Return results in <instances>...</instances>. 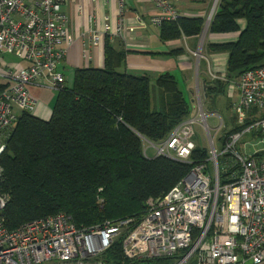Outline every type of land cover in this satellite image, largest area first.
<instances>
[{"label": "built area", "instance_id": "2783aa9c", "mask_svg": "<svg viewBox=\"0 0 264 264\" xmlns=\"http://www.w3.org/2000/svg\"><path fill=\"white\" fill-rule=\"evenodd\" d=\"M130 1L151 6L149 21L159 26L181 17L178 9L186 0ZM101 2L106 8L101 17L97 0L74 4L87 26L77 34L69 25L65 0H0V155L20 113L36 117L39 103L30 88L55 93L63 88L65 79L57 67L67 47L80 41L87 55L105 36L122 39L132 30L122 17L126 0ZM211 9L205 24L213 16ZM136 23L137 29H145L139 18ZM232 86L238 94L233 105L236 124L249 120V125L229 136L223 150L210 147L207 159L166 194L148 199L131 228L134 220L79 230L67 216L57 214L7 231L1 213L8 197L0 191V264H85L122 235V253L129 260L175 257L173 264H264V147L250 156L234 148L250 133L264 143V69L244 71ZM187 120L153 147L156 156L189 162L195 130L194 121ZM224 154L233 157L239 172L220 185L218 158Z\"/></svg>", "mask_w": 264, "mask_h": 264}, {"label": "trees", "instance_id": "16d2710c", "mask_svg": "<svg viewBox=\"0 0 264 264\" xmlns=\"http://www.w3.org/2000/svg\"><path fill=\"white\" fill-rule=\"evenodd\" d=\"M202 30V18L181 16L161 22L158 39L197 38ZM207 30L208 35L236 34L206 46L209 53L227 54V82L244 71L264 69V0H218ZM102 53L101 68L73 70L72 86L56 92L47 120L27 113L17 117L0 155V191L8 197L1 216L7 231L57 214L67 216L79 230L134 220L131 228L148 199L166 194L207 159V150L198 146L188 163L144 156L143 140L155 145L163 141L189 117L191 105L170 73L152 82L123 72L127 52L118 38L105 36ZM225 87L215 81L206 94L209 102L223 96ZM249 123L235 122L220 138V151L230 135ZM218 167L220 185L239 172L230 154L218 158ZM122 238L96 258L103 264H173L175 257L125 258Z\"/></svg>", "mask_w": 264, "mask_h": 264}, {"label": "crops", "instance_id": "0c3cea01", "mask_svg": "<svg viewBox=\"0 0 264 264\" xmlns=\"http://www.w3.org/2000/svg\"><path fill=\"white\" fill-rule=\"evenodd\" d=\"M79 1L80 0H65L64 5L69 18V25L75 28L77 34H81L87 27L83 16H77L74 10V4ZM97 1V16L101 17L102 14L105 13L106 8L103 7L101 0ZM205 3L200 1L197 2L196 0H186L179 6L178 11L183 17H199L204 19L206 15L204 13ZM90 7L92 9L94 6L91 5ZM198 9L201 11H198ZM151 10L152 7L149 5L133 4L130 0H126L125 2L122 17L125 27L131 28L132 30L126 32L124 38L119 39L127 52L124 69L122 71L130 75L146 76L152 82L159 75L170 73L176 79L179 89L181 91L184 89L183 92L188 95L189 104L192 105V108L194 107L193 100L195 93H197L196 78L200 81V89L204 100L207 99L209 102L206 94L215 81L226 83L224 95L218 96L217 98L223 97L227 104H229V102L234 103V101H230L231 98H237L238 100V94L232 86L233 81L227 82L226 79L225 66L227 54L209 53L206 49V46L209 44H219L234 39L236 34L208 35L206 41H204L201 32L199 39L198 36L197 38H181L176 41L161 42L158 39V26L149 23V19L152 16L150 14ZM146 14H148L147 17ZM111 16L115 18L113 14H111ZM137 18H139L140 22L145 24V29L139 30L136 28ZM146 19L148 22H146ZM82 44L83 43L80 41H75L72 46L67 47L65 55L57 67V71L64 76L67 87H70V85H67V82L72 80L74 69L102 67V43L97 48L90 49L87 55H85L83 51ZM194 45L196 48L197 46L199 47V52L197 53L202 54L199 56L200 62L198 61V63L197 61L194 63L195 58L193 59L194 53H192V49ZM178 50L182 51V53L176 55L170 53ZM196 65H198V72H196ZM30 93L39 103V107L36 111V118L47 120L54 103L55 93L48 89H39L37 87H31ZM216 99H214V101ZM216 101L209 103L214 106ZM209 108H212V106Z\"/></svg>", "mask_w": 264, "mask_h": 264}, {"label": "rangeland", "instance_id": "374dc122", "mask_svg": "<svg viewBox=\"0 0 264 264\" xmlns=\"http://www.w3.org/2000/svg\"><path fill=\"white\" fill-rule=\"evenodd\" d=\"M217 3H218V0L206 1L205 3L206 6L204 7V13L206 14L205 17L208 16L211 8H212L211 13L214 14L217 8ZM198 11H201V10L198 9ZM147 16L148 14H146V17ZM146 22H148L147 19H146ZM208 25L209 23L205 24V21L203 20V29L205 28V31L204 33H202V35H204L203 36L204 41H206V38L208 37V30H207ZM200 36L201 34L199 35L198 39L200 38ZM198 48H199L198 46L196 48L194 45L192 49L193 51L192 53H194L193 59L195 58L194 63H196V61L197 63L198 61L200 62L199 56L202 55V54L197 53L199 52ZM7 59L14 60V58L10 56H7ZM197 66L198 65H196V72H198ZM72 82H73V76H72V80H70V82H67V85L72 86ZM195 82L197 85L196 87L197 93H195V97L193 100L194 107L192 108V105L190 104L192 110L190 111L189 117L187 118L189 120L194 121L195 131L192 137V141L195 146H198L200 148L209 150L210 147H214L215 150L219 151L221 146H223L222 140L220 138L226 136L227 135L226 133L231 131L233 129L232 127L235 126L234 124L236 122V118L233 114V105L236 102L237 98L235 99L231 98L230 101L231 102L234 101V103L229 102V104H227L226 100H224L223 97L222 98L220 97L216 99L217 101L215 100L216 103H214V106H213L207 101V99L204 100L202 91L200 89V86H201L200 81L196 78ZM65 83L66 81L64 82L63 87L67 88ZM183 90H182V93L184 95V98L187 100L188 103H190L188 95L185 92H183ZM211 106L213 109L209 108ZM16 114L18 115L19 113L16 112ZM185 120L180 122L178 125L184 123ZM255 136H256L255 133H253L252 135L245 134L244 136H242L234 146L235 151L241 156H250L254 154L255 152L261 151V149L264 147V143L260 142V139H258ZM225 145H227V142L225 143ZM153 147H155V144H152V143H149L143 140V154L146 158L156 157ZM209 168L211 169V166H209ZM91 228H95V227H91ZM91 228H88V229H91ZM93 259L94 260L92 261L88 260L89 262L85 264H97V263L103 264V262H101L99 258L98 259L96 258L97 260L95 258Z\"/></svg>", "mask_w": 264, "mask_h": 264}, {"label": "water", "instance_id": "95a60500", "mask_svg": "<svg viewBox=\"0 0 264 264\" xmlns=\"http://www.w3.org/2000/svg\"><path fill=\"white\" fill-rule=\"evenodd\" d=\"M204 31H205V28L203 29L202 33H204ZM202 36H204V35H202Z\"/></svg>", "mask_w": 264, "mask_h": 264}]
</instances>
